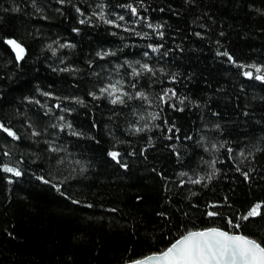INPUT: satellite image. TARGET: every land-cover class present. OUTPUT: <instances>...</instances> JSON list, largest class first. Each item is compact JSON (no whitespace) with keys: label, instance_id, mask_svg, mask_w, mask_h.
I'll use <instances>...</instances> for the list:
<instances>
[{"label":"trees","instance_id":"trees-1","mask_svg":"<svg viewBox=\"0 0 264 264\" xmlns=\"http://www.w3.org/2000/svg\"><path fill=\"white\" fill-rule=\"evenodd\" d=\"M49 2L50 7L47 6ZM117 2L122 3L124 0ZM145 4L147 8L142 11L154 22L164 23L166 35L164 38L153 36L144 41L125 34L139 43L123 51L129 59H137L141 51L147 50L152 56L151 63L159 61L179 75V81L165 79V83L190 98L183 112L167 111L170 121L182 129L181 134L193 131L195 139H199L201 134H206L210 139L219 135L241 144H247L245 137L253 134L259 136V131L252 125L264 118V82L239 75L233 65L225 62L227 57L217 55L216 41L219 39L221 48H228L245 63H264V0H198L195 5L185 0H145ZM14 5H19L22 11H5ZM40 7L51 19L32 15L35 10L29 0H0V36L16 37L27 48L22 67L17 68L15 63H8L13 58L10 47L0 42V86L6 93L0 98V118L10 120L25 135L30 131V126L24 124L23 117L17 113L32 116L41 128L46 124L35 116L36 105L29 107L27 101H22L23 96H40L36 92L37 87L47 91L51 86L60 94H80L90 100L91 97H87L86 93L94 78L86 75L88 69L85 61L101 47L121 45V38L112 36L107 30L111 26L77 24L76 13L69 6H61L55 0H43ZM60 7L64 8L70 19L56 11ZM193 20H196L195 24ZM73 26L81 27V33H73ZM135 27L140 28V25ZM36 30L43 34V39L34 35ZM141 30L153 31L146 26ZM196 31H203L207 36L197 37L194 35ZM221 32L224 33L223 37L220 36ZM57 36L61 40L71 39L77 45L63 64L57 63L56 56L50 50H41L45 40L51 42ZM147 42L162 43L168 56L146 49ZM67 54V49L59 50L61 58ZM109 60V68H114L116 63H123L119 56L106 58L105 62ZM69 62L84 69L79 77H74L70 72L53 71V68L65 67ZM50 64L52 67H49ZM112 78L105 77L109 81ZM241 83L246 87L241 88ZM191 99H198L202 103L200 106L192 105ZM136 106H140L139 102ZM245 107L250 114H254L250 118L243 115ZM122 109L123 106L112 105L107 99H102L87 109L70 114L78 129L91 132L96 139L65 135L61 142V146L67 149L65 155L69 167L74 166L77 159L91 163L90 175L77 183L69 182L65 190L75 199L92 203L93 208H87L84 204H71L53 187L40 182L33 172H39L45 164L35 160L27 149L30 147L32 152L42 153L45 145L41 143L37 147L31 140L20 143V148L25 151L21 153L17 149L12 159H18L21 154L25 156L28 162L23 164L24 175L14 177L9 184L4 179L6 174L0 172V264H120L122 257L146 255L164 246L158 234L156 240L151 235L153 226L157 224L155 213L161 210L164 194L160 177L150 169L155 166L165 170L166 174H172L176 171L175 156L165 147L168 141L161 136L150 150L147 160L128 156L131 164L129 169L116 166L107 156L109 147L115 145L122 153H126L129 149L127 141L131 140V146L139 151V146L149 135L142 133L137 138L126 134L124 122H137L138 118L127 109H123L124 115H120ZM110 111H115L116 115L110 117ZM213 112L219 115L213 116ZM201 115L208 121L221 124L224 131L218 133L217 130L203 129ZM93 118L98 125L94 128L90 126ZM158 132V129L153 130V133ZM4 136L6 134L0 131V162L7 159L2 156L5 144L11 146V138L4 140ZM116 139L121 143L115 144ZM204 158L210 159V155ZM217 166L222 167L230 178L226 180L218 176L211 187L194 198L198 203L222 198L225 192L238 206H247L258 199L264 200V157L255 165L261 172L250 174L251 183L232 170L235 165L230 161H222ZM233 176L236 178L234 182L231 180ZM176 192L173 189V193ZM138 194L143 197L141 201L135 199ZM180 199L179 195H175L174 203ZM109 206L118 211L111 212ZM192 211L201 224L208 226L207 217H203L196 209ZM133 227L138 229L136 233L132 232ZM261 227H264V219L251 218L245 231L256 235ZM9 232L15 235L10 236Z\"/></svg>","mask_w":264,"mask_h":264},{"label":"snow or ice","instance_id":"snow-or-ice-1","mask_svg":"<svg viewBox=\"0 0 264 264\" xmlns=\"http://www.w3.org/2000/svg\"><path fill=\"white\" fill-rule=\"evenodd\" d=\"M42 2L43 0H29L35 10L32 15L42 16L45 20L51 19L44 14V9L40 7ZM55 2L74 9L76 22L79 25L86 24L96 27L105 24L111 26L107 30L112 36L121 38V45L119 47H101L94 53V56L90 55V58L85 61L88 69L86 75L94 78L86 93L87 97H91L90 100L80 94H60L51 86L47 91L37 87L36 92L40 96L29 94L21 99L27 101L29 107L33 104L36 105L35 116L43 119L46 126L41 128L32 116L17 113L18 116L23 117V123L30 126V131L25 135L17 130L10 120L0 118V131L6 134L3 139L11 138L9 142L11 146L6 143L2 153V156L7 159L0 162V172L6 174L4 179L11 184L14 177L24 175L23 164L28 162L25 156L21 154L18 159H12L17 149L21 153L25 151L20 148V143L31 140L37 147L43 143L45 147L42 153L40 151L32 152L30 147L27 149L35 157V160L45 164V167L40 168L39 172H33L36 178L53 187L71 204L78 206L84 204L87 208H93L92 203L83 199H75L65 190L69 182L77 183L80 179H85L90 175L91 163L81 162L77 159L75 165L69 167L65 155L67 149L61 146V142L65 135L77 138L91 137L95 140L96 137L92 136L91 132H85L76 127L70 114L87 109L93 106L94 102L99 103L102 99H107L112 105L123 106V109H127L132 116L138 118L137 122L127 120L124 122L126 134H132L139 138V134L149 133L146 141L139 146V151L131 146V140L127 141L129 149L126 153H122L115 145L109 147L107 156L115 162L116 166L125 170L129 169L131 164L128 156L147 160L150 150L155 147L157 139L161 136L168 141L165 147L174 153L176 161V171L172 174H166L165 170L155 166L150 169L160 177L164 194L161 210L155 213L157 224L153 226L151 235L152 239L156 240L158 234L164 246L158 250L150 251L146 255L122 257L120 264H264V227L259 228L256 235L248 234L245 231L251 218L264 219V200L258 199L247 206H238L234 204L228 192H225L222 198L209 199L202 204L194 199L203 190L211 187L218 176H223L226 180L230 178L222 167L217 166L222 161H230L232 165H235L232 170L239 173L243 180L249 183L252 182L250 175L252 172L255 171L258 174L261 172V169L255 165L261 157H264V118L253 123L252 127L259 131V136L253 134L250 137H245L248 141L247 144L221 138L219 135L210 139L206 134H201L199 139H195L193 131L181 134L182 129L170 121L167 111L171 109L183 112L190 98L178 93L176 87L165 83V79L170 82L179 81V75L171 72L159 61L155 64L151 63L152 56L147 50L141 51L137 59H129L128 54L123 51L124 48L139 43L137 40L129 39L125 34L142 38L144 41L150 40L153 36L164 38L166 35L163 31L164 23L154 22L142 11L147 8L145 0H124L122 3L117 0H88L87 3L84 0H76L75 3L73 0H55ZM185 2L195 5L198 0H185ZM47 6L50 7L51 2ZM5 11L19 12L22 10L19 5H14ZM56 11L62 17L70 19L63 7L57 8ZM160 11L163 12L164 9L161 8ZM195 23L196 20H193V24ZM136 25H140V28L135 27ZM145 26L153 31L141 30ZM71 31L81 33L82 29L79 26H73ZM34 35L43 39V34L39 30L34 31ZM194 35L206 37L207 33L196 31ZM223 35L224 33L221 32L220 36L223 37ZM0 42L6 47H10L13 54V58L9 59L8 63H15L17 68L22 67L21 62L25 59L27 52L25 44L13 36H0ZM216 44L217 55L227 57L225 62L233 65L239 75L264 82V63L255 61L251 64L245 63L228 48H221L219 39ZM76 47L73 40H61L57 36L54 41L45 40L41 50H50L53 56H56L57 63L63 64L68 60L71 50ZM145 48L151 49L153 53L159 51L162 56L169 54L164 50L162 43L147 42ZM60 49H67L68 54L61 58ZM116 56H119L123 63H116L114 68H109L111 61L106 63L105 59ZM49 67L52 65L50 64ZM121 69L123 72H120ZM53 71L70 72L74 77H79L84 69L74 62H69L65 67L53 68ZM106 76L113 78L109 81L105 79ZM8 78L11 79V77ZM73 83L76 84V81ZM240 87L245 88L246 85L241 83ZM5 94L3 87L0 86V98ZM43 97L48 99L45 100ZM65 101L67 103H64ZM138 102L139 107L136 106ZM190 102L195 106H200L202 103L198 99H191ZM144 105L149 107L145 108ZM123 109L120 111V115H124ZM242 111L246 118L254 115L249 113L247 107ZM115 115V111H110V117ZM212 115L218 116L219 114L213 112ZM90 126L93 128L98 126L95 118L91 121ZM201 127L217 130L218 133L224 131L221 124L208 121L203 115H201ZM154 129H158L159 132L153 133ZM109 135H112L111 131ZM120 143L119 139L115 140V144ZM222 149L223 151H221ZM205 155H210V159H205ZM32 163L34 164L35 161ZM235 179V176L231 177L233 182ZM189 185L192 187L189 188ZM173 189L177 190L175 194ZM175 195H179L181 199L174 203ZM135 199L141 201L143 197L138 194ZM109 209L113 213L118 211L117 208L111 206ZM192 209H196L203 217L208 218V226L199 222ZM137 231L138 229L133 227L132 232L136 233ZM8 234L15 235L14 232ZM128 251L131 252V248Z\"/></svg>","mask_w":264,"mask_h":264}]
</instances>
